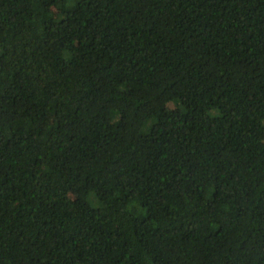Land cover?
<instances>
[{
  "label": "trees",
  "instance_id": "16d2710c",
  "mask_svg": "<svg viewBox=\"0 0 264 264\" xmlns=\"http://www.w3.org/2000/svg\"><path fill=\"white\" fill-rule=\"evenodd\" d=\"M0 264H264V0H0Z\"/></svg>",
  "mask_w": 264,
  "mask_h": 264
}]
</instances>
